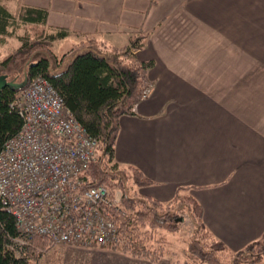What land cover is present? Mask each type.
<instances>
[{
    "label": "crops",
    "instance_id": "0c3cea01",
    "mask_svg": "<svg viewBox=\"0 0 264 264\" xmlns=\"http://www.w3.org/2000/svg\"><path fill=\"white\" fill-rule=\"evenodd\" d=\"M20 1L46 11L47 29L69 30L72 46L92 36L119 50L147 35L135 54L154 63L151 89L120 118L115 162L153 181L139 193L158 201L190 187L208 230L233 251L262 235L264 0ZM86 251L80 264H180Z\"/></svg>",
    "mask_w": 264,
    "mask_h": 264
},
{
    "label": "trees",
    "instance_id": "16d2710c",
    "mask_svg": "<svg viewBox=\"0 0 264 264\" xmlns=\"http://www.w3.org/2000/svg\"><path fill=\"white\" fill-rule=\"evenodd\" d=\"M10 1L18 3L15 14L5 6ZM45 25L44 9L24 5L20 0H0V43L15 36L20 42L18 51L33 53L24 76L27 81L24 87L37 76L52 85L64 109L97 142L96 157L83 177L89 186L103 185L110 197L117 195L119 198L117 204L100 207L101 213L114 226L113 239L102 245L88 243L84 247H114L132 258L151 263L160 261L168 253L176 257L171 247L169 250L166 234L179 229L184 223L181 214L185 213L193 223L190 226L194 238L182 250L176 263H259L264 254V232L256 240L233 251L208 230L203 221L202 206L191 195L190 187H178L166 202L141 195L139 189L152 185L153 181L139 169L120 166L114 160L120 118L134 115L143 91L151 86L148 71L154 63L141 61L135 54L145 46L147 35L137 33L131 36L128 44L119 50L102 40L85 36L65 53L59 56L51 53L53 66L47 56L38 57L37 54L40 49L44 51L47 41L64 39L72 33L64 28L47 29ZM21 26L32 29L39 42L34 44L30 36L17 35L16 30ZM10 59L11 55L6 56L1 64L5 65ZM22 88L6 86L0 90V149L22 127L23 120L16 106ZM129 180L133 185L128 184ZM51 243L43 236L19 231L15 217L0 204V264L37 262L50 249ZM228 255L231 258H227Z\"/></svg>",
    "mask_w": 264,
    "mask_h": 264
},
{
    "label": "built area",
    "instance_id": "2783aa9c",
    "mask_svg": "<svg viewBox=\"0 0 264 264\" xmlns=\"http://www.w3.org/2000/svg\"><path fill=\"white\" fill-rule=\"evenodd\" d=\"M24 88L16 101L22 127L0 149V204L17 215L19 231L47 236L55 245L111 241L114 226L100 207L119 198L83 177L96 157V140L62 107L46 79L37 76ZM47 216L58 219L57 226L43 224Z\"/></svg>",
    "mask_w": 264,
    "mask_h": 264
},
{
    "label": "rangeland",
    "instance_id": "374dc122",
    "mask_svg": "<svg viewBox=\"0 0 264 264\" xmlns=\"http://www.w3.org/2000/svg\"><path fill=\"white\" fill-rule=\"evenodd\" d=\"M7 2V7L8 10L12 13L14 11V7H12V3ZM16 34L19 36L25 35V36H30L31 41L36 44V42H39V38L36 37L34 38V31L30 29L29 27H23L21 26L16 30ZM37 34V33H36ZM34 38V39H33ZM73 40L72 38H64L60 40H55L53 42L47 41L45 45L44 51L43 49H40L41 52L38 53L39 56H47L54 66V61L51 56V53H54V55H61L68 51L70 47L72 46ZM20 45V42L16 37H9L3 40L2 43H0V76H5L6 80L9 82L13 83H20L24 80V76L27 73V66L29 62L32 60V52L27 53L26 50H20L18 51V47ZM11 55L10 61H8L5 65H2L3 59ZM142 99V97H141ZM129 185H133L132 180L128 181ZM182 216V222L183 224H180L179 229L176 232H172L170 234H166V240L168 241L167 245L169 246V250L171 247V251L175 252L176 257H173L170 253L165 254L167 260L169 261H174L177 259H180V255L182 253V250L187 248L188 243L191 242L194 238L193 234V227L191 228V219L185 215V213L181 214ZM193 225V223H192ZM72 249H78L75 250L76 253H73L71 251ZM88 248L87 247H78L75 248L67 246L65 244H56L55 246H51L50 249L46 252H44L43 256L37 261V262H32L31 264H80L83 263V259L80 258L78 255L79 253H84L87 252ZM112 250H116V248H109ZM72 254H74L73 258H78L77 260L79 261H71L72 259ZM249 256L251 253L248 254ZM83 256H87V253L84 254ZM231 255H228L227 258H229ZM86 258V257H85ZM84 258V259H85ZM231 258V257H230ZM182 259V258H181ZM229 261V260H228ZM242 264H248L242 263ZM257 264H264V254L262 256V260L259 261Z\"/></svg>",
    "mask_w": 264,
    "mask_h": 264
},
{
    "label": "bare ground",
    "instance_id": "6f19581e",
    "mask_svg": "<svg viewBox=\"0 0 264 264\" xmlns=\"http://www.w3.org/2000/svg\"><path fill=\"white\" fill-rule=\"evenodd\" d=\"M25 88L23 87L22 89H21V91L22 90H24ZM61 99V98H60ZM60 103H61V105H62V107H63V104H62V100L60 101ZM8 212H10L14 217H15V220H16V218L18 219V217H17V215H15L12 211H10V210H8V209H6ZM42 211H44L45 213H48V214H51L52 213V210L49 208V207H44V208H42ZM58 219H54V218H52L51 216H47V217H45L44 218V220H43V224H45V225H49V226H57V224H58ZM16 226H17V223H16ZM18 228V227H17ZM25 233H29V232H25ZM29 234H31V233H29ZM40 236V235H39ZM43 237H45V238H47L49 241H50V238L49 237H47V236H43ZM51 242V241H50ZM53 246H55V244H53V243H51Z\"/></svg>",
    "mask_w": 264,
    "mask_h": 264
},
{
    "label": "water",
    "instance_id": "95a60500",
    "mask_svg": "<svg viewBox=\"0 0 264 264\" xmlns=\"http://www.w3.org/2000/svg\"><path fill=\"white\" fill-rule=\"evenodd\" d=\"M26 82H27L26 79H24L23 82L20 83V84L13 83V82L7 81L5 76H0V90L3 89L6 86H10V87H14V88L20 89V88L24 87Z\"/></svg>",
    "mask_w": 264,
    "mask_h": 264
}]
</instances>
